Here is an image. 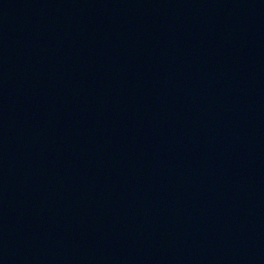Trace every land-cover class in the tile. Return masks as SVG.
I'll return each instance as SVG.
<instances>
[{
    "label": "water",
    "instance_id": "1",
    "mask_svg": "<svg viewBox=\"0 0 264 264\" xmlns=\"http://www.w3.org/2000/svg\"><path fill=\"white\" fill-rule=\"evenodd\" d=\"M0 264H264V0H0Z\"/></svg>",
    "mask_w": 264,
    "mask_h": 264
}]
</instances>
